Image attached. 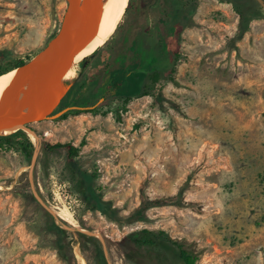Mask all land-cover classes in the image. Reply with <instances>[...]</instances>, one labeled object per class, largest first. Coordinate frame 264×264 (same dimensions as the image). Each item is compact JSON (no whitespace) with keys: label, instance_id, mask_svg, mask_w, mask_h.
I'll return each mask as SVG.
<instances>
[{"label":"rangeland","instance_id":"obj_1","mask_svg":"<svg viewBox=\"0 0 264 264\" xmlns=\"http://www.w3.org/2000/svg\"><path fill=\"white\" fill-rule=\"evenodd\" d=\"M178 1L182 10L195 9L179 35L174 77L180 84L163 80V96H134L126 108L117 107L119 94L98 112L73 110L34 122L31 157L0 145V264H69L63 252L81 264L76 245L87 264H99L100 249L107 264H183L166 242L127 252L124 238L146 226L186 242L200 253L198 264H264V6ZM147 3L129 0L128 6ZM67 8L68 0H0V50L6 51L0 66L46 47ZM92 63L85 56L67 82L80 69V76L91 72ZM80 98L75 92L70 101ZM44 142H73L81 152L68 162L65 149L44 151ZM189 174L190 208L153 207L141 220L128 219L143 192L175 194ZM88 190L97 201L85 199ZM97 203L107 212L94 208ZM64 206L96 235L81 236L49 210ZM53 218L67 230L62 252L50 229Z\"/></svg>","mask_w":264,"mask_h":264},{"label":"trees","instance_id":"obj_2","mask_svg":"<svg viewBox=\"0 0 264 264\" xmlns=\"http://www.w3.org/2000/svg\"><path fill=\"white\" fill-rule=\"evenodd\" d=\"M181 7L184 6L178 0H148L146 6H138L135 9L129 5L123 21L120 22L114 34L112 35L110 31L101 48L93 54L91 72L85 69L81 76V69L77 72L71 80L76 81L57 110L73 104L92 105L105 97L98 107L91 109V111L98 112L110 98L119 94L123 95L121 103L117 107L126 108L134 96H163V80L180 84L174 77L179 56V35L195 12L194 8L182 10ZM235 9L244 17L245 9L241 2H235ZM106 48H108L107 55H104L102 50ZM5 54L6 51L0 50V59ZM26 61L22 58L9 61L5 66H0V74L21 66ZM75 92L80 93L82 98L70 101V97ZM74 111L81 110L75 109ZM71 112L73 110L65 113L62 117H66ZM0 138L1 146L22 149L29 157L35 151L34 142L22 129L2 134ZM42 148L49 152L65 149L68 162H73L81 152V147L73 142H44ZM86 174L82 173L83 179L86 178ZM191 178L192 174H189L187 181L175 194L153 198L143 192L141 204L128 219L141 220L153 207L174 205L180 208H190L191 202L185 200V194L192 185ZM84 183H87L85 179ZM89 192L91 191L85 192V199L87 201L96 200L95 196ZM94 208L107 212V208L98 203L94 205ZM50 229L58 235V245L62 252L64 250V235L67 230L54 218ZM79 234L91 238L84 232L80 231ZM160 242L171 245L177 251L183 264H198L200 253L188 248L186 242L174 238L164 229L155 230L147 226L138 228L127 234L123 240L128 253L138 246L148 248ZM82 248L85 250L84 244H82ZM98 254L99 264H107L103 250L100 249ZM63 256L69 264H77L74 254L68 255L63 252Z\"/></svg>","mask_w":264,"mask_h":264},{"label":"water","instance_id":"obj_3","mask_svg":"<svg viewBox=\"0 0 264 264\" xmlns=\"http://www.w3.org/2000/svg\"><path fill=\"white\" fill-rule=\"evenodd\" d=\"M258 1L264 6V0ZM101 15L100 0H85L82 6L79 5L78 0H68V8L58 34L36 55L23 65L16 67L19 68L16 81L8 89L0 105V132L3 129L14 127L29 128L36 132L33 126L34 122L56 119L75 109H94L105 100V97H102L92 105L73 104L56 111L64 96L76 81H62L58 77V73L97 33ZM35 69L37 71L33 72ZM31 75L36 78L39 92L37 109L33 112L22 109L12 110L11 97L13 93L23 89ZM0 135L2 136V134ZM34 162L35 160L32 164ZM49 210L54 216L58 215L52 207H49ZM71 228L96 235L95 232H89L86 229L74 226ZM104 248L107 254L106 244H104Z\"/></svg>","mask_w":264,"mask_h":264},{"label":"bare ground","instance_id":"obj_4","mask_svg":"<svg viewBox=\"0 0 264 264\" xmlns=\"http://www.w3.org/2000/svg\"><path fill=\"white\" fill-rule=\"evenodd\" d=\"M85 0H78L79 5H83ZM129 0H100V7L102 8V15L99 22L97 33L77 52L75 57L67 63L63 68L60 69L58 77L62 81H67V77L71 72L72 68L78 64L85 56L94 54L98 49L101 48L107 34L112 30V27L116 21H118L126 12ZM19 68H15L9 72L0 74V105L5 98L8 89L16 81L17 73ZM35 69L33 72H36ZM12 110H25L33 112L37 109L39 101V92L37 88L36 78L32 75L29 76L25 86L21 90H17L11 97ZM22 129L21 127H14L9 129H3L0 134H9L15 130ZM34 141H38L36 132L29 128L23 129ZM58 215L68 221L70 224L77 228L85 229L73 213L71 209L64 206L57 210ZM75 253L79 258L81 264H87L86 260L82 255V251L79 245L75 246Z\"/></svg>","mask_w":264,"mask_h":264},{"label":"flooded vegetation","instance_id":"obj_5","mask_svg":"<svg viewBox=\"0 0 264 264\" xmlns=\"http://www.w3.org/2000/svg\"><path fill=\"white\" fill-rule=\"evenodd\" d=\"M58 111V110H57Z\"/></svg>","mask_w":264,"mask_h":264}]
</instances>
